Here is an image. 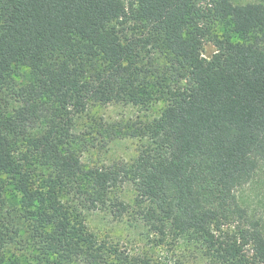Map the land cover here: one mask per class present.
Masks as SVG:
<instances>
[{
  "label": "trees",
  "instance_id": "obj_1",
  "mask_svg": "<svg viewBox=\"0 0 264 264\" xmlns=\"http://www.w3.org/2000/svg\"><path fill=\"white\" fill-rule=\"evenodd\" d=\"M113 103L163 106L127 122L133 159L88 163ZM98 216L264 264V0H0V264H153Z\"/></svg>",
  "mask_w": 264,
  "mask_h": 264
},
{
  "label": "rangeland",
  "instance_id": "obj_2",
  "mask_svg": "<svg viewBox=\"0 0 264 264\" xmlns=\"http://www.w3.org/2000/svg\"><path fill=\"white\" fill-rule=\"evenodd\" d=\"M247 1V0H244ZM203 55L210 58L215 52V46L211 42L203 45ZM162 103H157L148 110H140L130 104L113 103L106 106H94L92 108L96 118L101 121L103 131L108 130L113 139L107 147L99 146L91 148L84 159L88 163L129 161L136 156L137 140L127 135V122L138 115L145 113L149 117L159 114ZM105 135L108 132H104ZM12 203L18 202V196L10 194ZM92 229L98 232L100 238L109 239L113 243H119V247L128 250L132 254L146 255L151 258L153 264H201L198 260L189 256L188 251L177 248L169 240L159 243L158 240H148L141 236L137 230L128 226V223H119L113 218L100 216L91 222ZM32 258L27 255L9 250L7 264H30Z\"/></svg>",
  "mask_w": 264,
  "mask_h": 264
}]
</instances>
